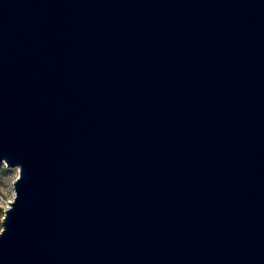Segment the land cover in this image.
<instances>
[{"label": "water", "instance_id": "95a60500", "mask_svg": "<svg viewBox=\"0 0 264 264\" xmlns=\"http://www.w3.org/2000/svg\"><path fill=\"white\" fill-rule=\"evenodd\" d=\"M0 264H264V0H0Z\"/></svg>", "mask_w": 264, "mask_h": 264}, {"label": "rangeland", "instance_id": "374dc122", "mask_svg": "<svg viewBox=\"0 0 264 264\" xmlns=\"http://www.w3.org/2000/svg\"><path fill=\"white\" fill-rule=\"evenodd\" d=\"M18 175L17 167L0 164V229L4 208L14 196L13 180Z\"/></svg>", "mask_w": 264, "mask_h": 264}, {"label": "built area", "instance_id": "2783aa9c", "mask_svg": "<svg viewBox=\"0 0 264 264\" xmlns=\"http://www.w3.org/2000/svg\"><path fill=\"white\" fill-rule=\"evenodd\" d=\"M2 163H4V162H2ZM4 164H5V163H4ZM7 206H8V205H6L5 208H6ZM5 208H4V210H5Z\"/></svg>", "mask_w": 264, "mask_h": 264}]
</instances>
